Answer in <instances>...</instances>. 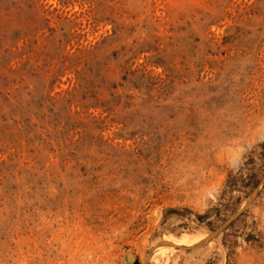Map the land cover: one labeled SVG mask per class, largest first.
I'll use <instances>...</instances> for the list:
<instances>
[{"label":"rangeland","instance_id":"374dc122","mask_svg":"<svg viewBox=\"0 0 264 264\" xmlns=\"http://www.w3.org/2000/svg\"><path fill=\"white\" fill-rule=\"evenodd\" d=\"M0 264H264V0H0Z\"/></svg>","mask_w":264,"mask_h":264},{"label":"bare ground","instance_id":"6f19581e","mask_svg":"<svg viewBox=\"0 0 264 264\" xmlns=\"http://www.w3.org/2000/svg\"><path fill=\"white\" fill-rule=\"evenodd\" d=\"M131 260V259H130Z\"/></svg>","mask_w":264,"mask_h":264}]
</instances>
